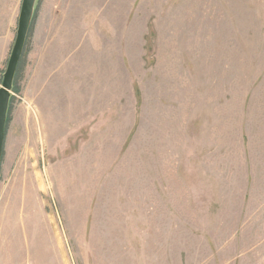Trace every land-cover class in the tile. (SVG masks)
I'll use <instances>...</instances> for the list:
<instances>
[{"label":"rangeland","instance_id":"rangeland-1","mask_svg":"<svg viewBox=\"0 0 264 264\" xmlns=\"http://www.w3.org/2000/svg\"><path fill=\"white\" fill-rule=\"evenodd\" d=\"M21 1L0 0V86ZM43 1L6 112L0 264H264V0Z\"/></svg>","mask_w":264,"mask_h":264},{"label":"water","instance_id":"water-1","mask_svg":"<svg viewBox=\"0 0 264 264\" xmlns=\"http://www.w3.org/2000/svg\"><path fill=\"white\" fill-rule=\"evenodd\" d=\"M36 0H22L18 16L17 29L5 72L0 86V161L3 151L6 112L9 104L10 91L16 72L17 64L22 54L26 35L30 26Z\"/></svg>","mask_w":264,"mask_h":264},{"label":"crops","instance_id":"crops-1","mask_svg":"<svg viewBox=\"0 0 264 264\" xmlns=\"http://www.w3.org/2000/svg\"><path fill=\"white\" fill-rule=\"evenodd\" d=\"M45 3H46V0L43 1V5H45ZM75 110H76V107H74V106H65V107H63V108L60 109V111L65 112V113H67V112H73V111L76 112ZM75 126L76 127L77 126L80 127V123L75 124ZM85 126H86V122H84L82 124V127H85Z\"/></svg>","mask_w":264,"mask_h":264},{"label":"trees","instance_id":"trees-1","mask_svg":"<svg viewBox=\"0 0 264 264\" xmlns=\"http://www.w3.org/2000/svg\"><path fill=\"white\" fill-rule=\"evenodd\" d=\"M18 65V64H17ZM5 128H6V126H5Z\"/></svg>","mask_w":264,"mask_h":264}]
</instances>
